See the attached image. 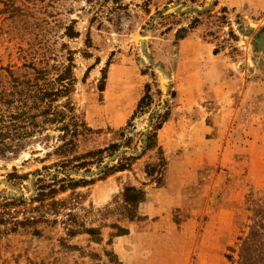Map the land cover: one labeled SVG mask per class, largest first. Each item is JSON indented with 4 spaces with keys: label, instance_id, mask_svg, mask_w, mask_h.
Here are the masks:
<instances>
[{
    "label": "rangeland",
    "instance_id": "obj_1",
    "mask_svg": "<svg viewBox=\"0 0 264 264\" xmlns=\"http://www.w3.org/2000/svg\"><path fill=\"white\" fill-rule=\"evenodd\" d=\"M263 3L0 0V201L73 178L59 197L97 229L0 233V264H264V148L186 170L214 148L222 76L264 79Z\"/></svg>",
    "mask_w": 264,
    "mask_h": 264
},
{
    "label": "crops",
    "instance_id": "obj_2",
    "mask_svg": "<svg viewBox=\"0 0 264 264\" xmlns=\"http://www.w3.org/2000/svg\"><path fill=\"white\" fill-rule=\"evenodd\" d=\"M258 8L264 11V3L258 5ZM229 77L231 76L223 75L214 88L220 95L219 112L216 113L220 124L219 134L216 141L211 143L214 148L209 152L200 153L199 156L192 154V162L186 167L187 171H200L206 168L204 165H215V170L224 164L232 166L238 153L246 152L252 155L257 144L264 148V79H261L258 85L248 81L246 84L230 85L231 88H228V82L231 80ZM242 85L238 94L235 93ZM257 96L263 99L257 100ZM242 139L245 140V148H242L243 142H238ZM218 201L222 204H233L236 199L222 195Z\"/></svg>",
    "mask_w": 264,
    "mask_h": 264
},
{
    "label": "trees",
    "instance_id": "obj_3",
    "mask_svg": "<svg viewBox=\"0 0 264 264\" xmlns=\"http://www.w3.org/2000/svg\"><path fill=\"white\" fill-rule=\"evenodd\" d=\"M158 127H161V125ZM89 155H93V153H88L83 157H88ZM73 161L74 159H68L58 164V166L63 168L72 164ZM86 163L84 161L75 165V167L86 165ZM16 174L14 172L10 176L13 177ZM85 182L83 181V183ZM78 185L79 181L73 178L59 180L58 176H55L52 182H47L46 178H39L36 194L29 201L23 197L2 199L0 201V225L4 229H0V233L18 231L24 228L30 230L35 235H41L44 230V227H41L42 225L47 226V224L58 223L60 218L64 219L63 222L67 225L70 234L97 233V229L87 226H76L74 224L76 222V212L73 211L74 204H71L66 196L59 197L60 194L69 191V195H71ZM132 191H135V193L133 196H130L129 193ZM124 196L128 204L132 205L142 202L145 198L144 192L134 186H127ZM18 206L19 208H16ZM132 209L131 207L130 210ZM129 215L132 216V213Z\"/></svg>",
    "mask_w": 264,
    "mask_h": 264
}]
</instances>
